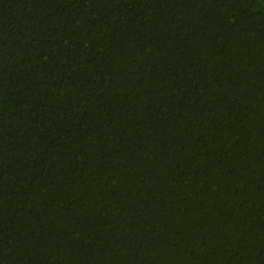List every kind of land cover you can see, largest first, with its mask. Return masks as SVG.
Segmentation results:
<instances>
[{
    "label": "trees",
    "instance_id": "1",
    "mask_svg": "<svg viewBox=\"0 0 264 264\" xmlns=\"http://www.w3.org/2000/svg\"><path fill=\"white\" fill-rule=\"evenodd\" d=\"M0 264H264V0H0Z\"/></svg>",
    "mask_w": 264,
    "mask_h": 264
}]
</instances>
